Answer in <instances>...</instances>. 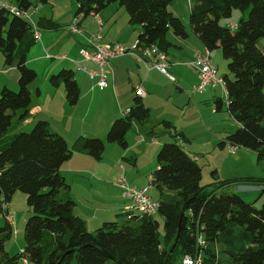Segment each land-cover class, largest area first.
Segmentation results:
<instances>
[{"label": "trees", "instance_id": "16d2710c", "mask_svg": "<svg viewBox=\"0 0 264 264\" xmlns=\"http://www.w3.org/2000/svg\"><path fill=\"white\" fill-rule=\"evenodd\" d=\"M16 1L19 12L35 7L34 2H50ZM75 1L79 5L77 14L97 15L117 3L125 8L129 23L140 28L136 44L139 53L156 45L169 57L175 47L169 33L177 41L189 39L182 20L170 10L173 0ZM190 2L191 29L204 47L211 52L220 49L229 62V74L225 76L227 109L240 127L228 133L219 146L229 144L255 152L261 162L264 51L258 43L264 38V0ZM235 10L249 12L248 18H241L234 30L232 26H222L221 19H230ZM48 24L53 29L59 26L52 21ZM34 45L32 25L0 8V52L8 65L18 61L20 71L19 92L5 88L0 95V139L11 132L16 112L22 111V119L29 115V86L37 79V73L27 66L26 58ZM169 67L170 58L168 72ZM50 83L54 87L64 84L69 105H77L80 87L74 71L64 69L51 76ZM223 105L222 100L216 101L218 110ZM150 118L151 110L135 91L134 106L125 117L114 121L107 134L108 142L127 149V135L133 123L144 125ZM172 140L159 150L158 167L151 176V185L160 192L158 214L164 218L161 240L160 224L154 216L137 215L124 224L105 222L91 232L85 221L75 215V200L63 194L68 184L61 173L62 166L76 152L102 161L106 148L102 139L80 136L69 146L62 135L51 131L47 121H38L30 133L12 136L0 149V215L6 219L5 225L0 226V264H182L185 256L197 254L201 255L202 264H264V203L258 209L236 194L220 193L232 181L201 187L202 168L195 156L181 147L177 136H172ZM17 191L27 194L33 214L25 224L23 252L11 257L6 244L13 235V226L5 207ZM199 238L203 243H199Z\"/></svg>", "mask_w": 264, "mask_h": 264}, {"label": "crops", "instance_id": "0c3cea01", "mask_svg": "<svg viewBox=\"0 0 264 264\" xmlns=\"http://www.w3.org/2000/svg\"><path fill=\"white\" fill-rule=\"evenodd\" d=\"M31 1L34 2V0ZM78 11L79 5L75 0H50L48 4L39 8L36 14H32L31 19L41 31L42 37L40 42L35 41V44L39 46L31 51L36 55L31 54L30 58H26L27 66L33 70L41 69L47 60L44 59V53L49 59L50 51L54 52L55 57L62 62L50 66L49 70L45 72L43 80L36 79L29 86L31 93L29 115L22 119V111L16 112L14 116L16 121L13 123L11 132L0 139V149L10 141L12 136L18 134L20 129L24 131L31 129L37 121H47L51 131L62 135L69 146L73 145L78 136L102 139L106 145L102 161L94 159L87 153L76 152L61 169L68 184V187L63 190V194L69 195L75 200V215L82 218L88 230L92 232L106 220L118 216L117 213L120 210L125 211L128 221L132 220L131 217L136 216L134 213L136 211L126 213L130 203L123 199L121 190L116 186V180L120 176L121 170L127 174V180L132 187L148 188L149 194L152 186L153 172L151 171L155 164L154 161L152 162V156L156 147H160L161 143L153 140L157 137L154 127L160 125L165 138L172 139V136H177L181 145H187L186 149L189 147L193 152H196L194 149L197 147L202 152L211 150V153L214 154L218 152L219 145L225 141L228 135L225 123H229L232 128L236 123L231 118L232 116L220 113L223 107L221 110L216 108V101L222 100V97L225 96L221 89L208 90L204 93L193 91L195 94H199L198 96L185 92L193 90L199 81L198 72L190 65L195 54L204 48L197 35H194L195 39H192L191 45L186 49L180 46L182 44L179 40L171 38V42L175 46L173 48L178 50L177 56L169 55V72L176 77L175 82L153 68L148 60L139 62L133 54L129 53L111 61L110 74L107 76L108 86L100 89L98 86L99 77H92L82 69L84 67L89 72H96L99 68L93 62L85 60L80 55V51L87 47V42L92 34L99 31L103 34L105 42L119 43L130 49L137 44L139 29L135 30L129 23V16L122 7L110 5L97 14L103 23L101 28L95 15H85L80 26L82 34H73L68 28L73 24ZM239 17L241 19L247 16L246 13H241ZM48 21L63 24L71 34V38H66L63 33L56 31L57 28L53 29ZM262 40L264 38L260 41ZM181 58L186 61L187 67L182 68ZM31 65L36 68H32ZM218 65L222 68V65ZM61 67L74 71L75 79L80 87V98L74 107L70 106L66 99L65 85L54 87L50 83V75L55 74ZM34 71L36 72V70ZM223 71L225 73L224 67ZM218 74L222 77L226 76L219 72ZM48 76L49 80H47ZM19 80L18 61L8 65L5 55L0 52V95L5 88L18 91ZM139 88H143L146 92V96L141 99L145 106L151 110V118L146 125L133 123V131L131 130L132 132L130 131L127 135V149H124L117 143L108 142L107 134L114 121L125 117L134 106L135 91H138ZM209 101H212L214 108L212 106L211 109L201 110L203 119L199 120L195 117V108L199 111L200 105ZM193 118H196V121ZM74 123L81 125L79 132H74L77 130ZM165 123H169V125ZM53 125L57 128L56 130H52ZM238 127L235 126V129ZM143 133L147 134L150 139L143 136ZM227 147L231 148L232 146L228 144L220 149L226 150ZM251 152L249 150L237 152L235 156L238 157L233 158L234 163H242L236 165L242 172L241 176L221 179L220 171L216 168V175H212L214 181L211 184L219 181L239 180L242 184L240 188L249 190L248 192L240 190L241 197L251 199L250 197H256V194L260 192L262 199L264 182L258 181L264 180V169L254 164ZM224 153L225 151L220 152L222 156L229 159L230 157H226ZM128 156L129 158H127ZM196 156L197 154H195V158L199 163ZM107 157L111 160L107 161ZM121 160L133 167L127 165V168L126 166L124 169L121 168ZM247 160L251 162L253 170L250 168L241 169ZM150 161L151 164H149ZM159 199L160 192L159 198L155 201H159Z\"/></svg>", "mask_w": 264, "mask_h": 264}, {"label": "rangeland", "instance_id": "374dc122", "mask_svg": "<svg viewBox=\"0 0 264 264\" xmlns=\"http://www.w3.org/2000/svg\"><path fill=\"white\" fill-rule=\"evenodd\" d=\"M12 1L14 3H17L16 0H12ZM34 4H35L34 6H38L39 8H42L45 5V4H38L37 2H34ZM113 5H116V7H120V5L118 3L117 4H113ZM191 7H192V4H191L190 0H173L172 4L170 6V10L182 20L183 24L185 25V27H186V29H187V31L189 33V36L192 37V38L190 37L188 40L187 39L186 40H179L181 42V44H182V45H180V44L179 45L182 46L184 49L189 47L191 45L192 41H193L192 39H195L194 37H196V36H194L195 33L191 29V24H190V19H189L190 18ZM123 9H124V11H126L125 8H123ZM126 13H127V11H126ZM241 13L242 12H240L238 10H235L233 12V14H232L230 19H221L220 24L222 26H225V27H228V28H230L231 26L236 25V23L238 24V22L240 21L239 20L240 19L239 16L241 15ZM127 15H128V13H127ZM248 15H249V12L246 13L247 18H248ZM10 18L12 19V16H10ZM58 25L60 27H58L56 31L63 33L66 38H71V34L63 26V24L58 23ZM133 28L135 30L140 29L138 26H133ZM169 35L171 37L175 38L172 33H169ZM175 39H177V38H175ZM258 44L261 47L260 49L262 51H264V40L260 41ZM38 46L39 45H36V44L33 46V48L27 54V58L28 57L30 58L31 54L36 55L35 53H32L31 51L35 47H38ZM86 49L90 50L89 47H86ZM49 54L51 56L48 59L46 57L47 54L44 53V59H47V60H46V63L44 65H42L41 69H37L36 67L31 65L32 68H36L34 70H36V72L38 73L37 74V76H38L37 79L39 81L43 80V76H44L45 72H47L49 70L50 66L57 65V64L62 62L60 59L55 57L56 55H55L54 52L50 51ZM177 54H178L177 48H172L171 49V55L177 56ZM180 60L182 61V64H183L182 68L183 67H187L186 61L183 58H181ZM212 61H213L214 65H215V62L217 63L215 66H216V68H218V70H219L218 72L220 74H225V75L229 74V69H228V63L229 62L227 60H225V58L223 56V53H222V51L220 49L213 51ZM218 64H220V66L222 65V68L219 67ZM223 67H224L225 73L223 71ZM64 69L68 70L66 68L61 67L60 69H58V71L55 74L52 73L50 75V78H51V76L58 75ZM47 80H49V76H48ZM19 90H20V87H19ZM19 90L18 91H14V92H19ZM185 92H186V94L187 93H189V94L194 93L193 90H191V91L189 90V91H185ZM194 95L198 96L199 94H195L194 93ZM202 100H204V99H202ZM222 101H223L224 105H223V110L220 113L229 115V117H230V114H229L228 109H227L228 108V104H227L225 96L222 97ZM212 106L214 108V105L212 104V101H209V102L201 104L199 111L195 108V112H196L195 113V117L198 118L199 120L203 119L200 111L201 110H206V109H211ZM196 118H193V120L196 121ZM15 121H16V118H13V123H15ZM233 121L235 122L234 119H233ZM37 122L34 124V126L37 124ZM235 123H236V125H234L233 128L230 127L229 123H225L226 133H233V132H235L237 130V128L235 129V126H239V125L237 124V122H235ZM146 124H144V125H146ZM73 125H74V127H77V130L74 131V132H77V131L79 132L81 130V125L80 124L74 123ZM34 126L31 129H26V131L20 129L19 133H30V132H32ZM56 129L57 128L53 125V129L52 130H56ZM153 129L157 132V141H158V143H160V142L161 143L159 144L160 147H156L155 152H154V154L152 156V162L154 161L155 164H154V168H153V170L151 172H154L157 169V167H158V154L160 152L159 150L162 147V145L165 144V143H168L170 141H173L171 138H167V137L165 138L164 134H162V129H160V125H158L157 127H154ZM60 130L62 132V129H60ZM142 135L145 136L146 138L148 137L147 134H145V133H143ZM79 137L80 136H78L75 139L74 143L78 140ZM84 137H86V136H84ZM148 139H150V138L148 137ZM148 145H150V144H148ZM181 147L186 152H188L191 156H195V154H197L196 157L200 161L198 164L202 168V175H203L202 176V180H201V187H206V186L210 185L214 181V178H213L212 175L216 171V168H218V170L220 171L219 172V177L221 179H225V180L226 179H230V178H235L237 176H241V174H242V172L240 171L238 166H236L238 164L241 165L242 163H239V162L234 163L233 158L236 159L238 156H235V155H232V154L229 153L230 147H227L226 150H221L220 148H218V152L214 153V154L211 153L212 152L211 150L207 151V152H210V153L202 152L201 149L197 148V147H196V149H194V150H196L197 153L193 152L192 149H190L189 147H188V149H186L187 145H181ZM224 151H225L224 154L226 155V157H230L229 159L225 158L224 156H222V154H220V152H224ZM242 151H246V149L239 148L238 153H241ZM251 153H253L252 155L254 157V164L255 165H259L261 167V169H264V160L261 161V162H258V155L255 152H251ZM127 158H129V156ZM106 159H107V161L111 160L109 157H107ZM120 162H121L120 164H123L124 166H126V168H127V165H128V167H133L132 165H129V163H126L123 160H121ZM152 162L150 161L149 164H151ZM244 168H250L251 170H253V166L251 165V162H249V160H247L246 163L244 164V166L241 167V169H244ZM122 174L125 175L126 174L125 171L121 170L120 175H122ZM125 176L128 179L127 174ZM241 185L242 184L239 182V180L232 181L229 186H227L226 188L220 190V193L236 194V195L240 196V190H243V188H240ZM245 186H247V184H245ZM130 187H132V186L130 185ZM243 191L244 192H248L249 190H243ZM149 195L151 196L152 199L156 200V199L159 198V191L154 186H151L150 190H149ZM260 195H261L260 192H258L256 194V197L252 196V197H250L251 199H246V198L241 197V196L240 197L242 198L243 201H245L247 203L255 204V206L258 209H260L262 207V204L264 203V196L261 199ZM7 212H8V217L10 218V220L8 219V221H12L11 224L13 226V235H12L11 239L6 244V251L11 257H14V256L17 257L18 254H21L23 252L24 248H25V245H26L25 238H24L25 226H26L25 224H26L27 219L29 217H31L32 214H33L32 209L28 205V196H27V194L22 192V191H17L15 193V195L13 196V198L11 199V201L9 202V204H8ZM136 212H134L135 215L136 216L139 215ZM126 213H128V212L126 211ZM117 215L118 216H115L114 219L106 220V222H118L120 224H124L125 222H128V220L125 217L126 216L125 211H121L120 210L117 213ZM154 218L160 224V229L159 230H160V234H161V240H163L164 218L161 215H159L158 213L156 215H154ZM5 223H6L5 217L3 215H0V226H4ZM178 263L179 262H176L175 264H178Z\"/></svg>", "mask_w": 264, "mask_h": 264}, {"label": "built area", "instance_id": "2783aa9c", "mask_svg": "<svg viewBox=\"0 0 264 264\" xmlns=\"http://www.w3.org/2000/svg\"><path fill=\"white\" fill-rule=\"evenodd\" d=\"M0 8L9 10L11 13L21 16L25 21L32 25L33 36L36 42L41 41V31L33 23L31 16L38 12L39 7H32L28 11L19 12L18 7L14 4L12 0H0ZM95 15L100 28L103 26L101 19ZM85 14L79 13L75 16L73 24L68 28V30L73 34H82V29L80 28L81 23ZM232 29H236V26H232ZM87 47L80 51V55L88 61L93 62L99 68L96 72H89L86 68H82L84 71L88 72L92 77H99V88L103 89L107 86V76L109 73V67L111 61L119 56L127 55L129 53L133 54L139 62H144L148 60L152 67L157 69L163 75H166L171 81L175 82L176 78L168 72V55L161 51L156 45H151L143 50L142 53L138 52L136 45L132 48H127L119 43H108L105 42L103 34L99 31L92 34L91 38L87 42ZM212 52L204 47L195 54L194 60L190 65L198 72L199 81L193 87L195 93H204L208 90L221 89L226 97L228 103L229 91L227 87V82L225 77L218 74V69L215 67L212 57ZM50 58V56H48ZM136 95L140 97H145L146 92L143 88H139L136 91ZM154 141L157 139L154 138ZM238 152V147L232 146L230 148V153L235 155ZM121 168L124 169V165L121 164ZM152 182V177H151ZM116 186L121 190L123 199L130 203L127 208L128 213L137 211L141 217H153L159 211V202L152 199L148 194V188L138 189L135 187H130L129 182L124 175H120L116 180ZM7 207L5 210L7 211ZM7 219L10 220L7 213ZM199 243H203L202 239L199 238ZM182 264H202V258L200 254L197 256H185L182 259Z\"/></svg>", "mask_w": 264, "mask_h": 264}, {"label": "water", "instance_id": "95a60500", "mask_svg": "<svg viewBox=\"0 0 264 264\" xmlns=\"http://www.w3.org/2000/svg\"><path fill=\"white\" fill-rule=\"evenodd\" d=\"M184 213H185V210L182 211V214H181L182 217L184 216ZM181 225H182V219L180 220L179 228H181Z\"/></svg>", "mask_w": 264, "mask_h": 264}]
</instances>
